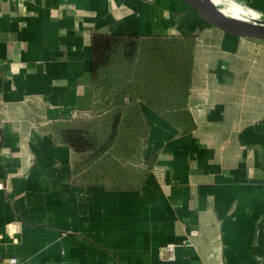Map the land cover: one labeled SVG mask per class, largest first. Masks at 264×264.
Wrapping results in <instances>:
<instances>
[{
	"label": "crops",
	"instance_id": "crops-1",
	"mask_svg": "<svg viewBox=\"0 0 264 264\" xmlns=\"http://www.w3.org/2000/svg\"><path fill=\"white\" fill-rule=\"evenodd\" d=\"M233 1L264 18V0ZM111 34L197 41L195 128L181 135L145 110V176L132 188L72 176L53 131L93 111L91 38ZM249 56L264 41L224 34L180 0H0V262L261 264L264 113L240 103Z\"/></svg>",
	"mask_w": 264,
	"mask_h": 264
},
{
	"label": "trees",
	"instance_id": "trees-1",
	"mask_svg": "<svg viewBox=\"0 0 264 264\" xmlns=\"http://www.w3.org/2000/svg\"><path fill=\"white\" fill-rule=\"evenodd\" d=\"M196 46L193 35L91 38L93 111L53 127L57 142L72 151V176L110 189L137 186L145 176L139 165L150 133L145 110L181 135L194 130Z\"/></svg>",
	"mask_w": 264,
	"mask_h": 264
},
{
	"label": "water",
	"instance_id": "water-1",
	"mask_svg": "<svg viewBox=\"0 0 264 264\" xmlns=\"http://www.w3.org/2000/svg\"><path fill=\"white\" fill-rule=\"evenodd\" d=\"M194 10L200 18L220 32L239 38L264 41V28L230 21L218 15L206 4L208 0H180ZM264 264V258L261 262Z\"/></svg>",
	"mask_w": 264,
	"mask_h": 264
},
{
	"label": "rangeland",
	"instance_id": "rangeland-1",
	"mask_svg": "<svg viewBox=\"0 0 264 264\" xmlns=\"http://www.w3.org/2000/svg\"><path fill=\"white\" fill-rule=\"evenodd\" d=\"M223 7L224 6H221L220 8H223ZM248 8H250L252 10H255L257 12V14H259V11H258L257 8H255V6L254 7L248 6ZM252 10H250V12H252ZM261 20L264 22V18L263 17H261ZM252 48L253 47H251V46L248 47L249 50L252 49ZM260 61H261L260 66H262L264 68V56L259 58V59H257V60H255V58L251 57V56L245 57L242 60V64H241L243 68L244 67L245 68L248 67L246 70L245 69L243 70L244 71L243 73H241V72L239 73L240 78H242V80L244 81V86H245V89H246L244 91L245 95L240 98V101H241L240 103L242 104V108H246V110L248 111L247 114H249V112L251 110H253L255 112L262 111L264 113V97H263L264 95L263 94H262V96L259 95V97L257 96L258 97L257 101L254 100L256 98L257 94L255 92L256 91L255 88H252V82L253 81H258L259 80L258 78H261L259 76H262V79L264 80V74L263 73L253 72L252 69H251V71L249 70V68L251 66H253L255 63H259ZM254 96H255V98H254Z\"/></svg>",
	"mask_w": 264,
	"mask_h": 264
},
{
	"label": "bare ground",
	"instance_id": "bare-ground-1",
	"mask_svg": "<svg viewBox=\"0 0 264 264\" xmlns=\"http://www.w3.org/2000/svg\"><path fill=\"white\" fill-rule=\"evenodd\" d=\"M206 5L214 9L224 19L264 28V22L261 20L260 13L257 14L255 10L243 4H238L233 0H208ZM221 6L224 7L220 8Z\"/></svg>",
	"mask_w": 264,
	"mask_h": 264
},
{
	"label": "built area",
	"instance_id": "built-area-1",
	"mask_svg": "<svg viewBox=\"0 0 264 264\" xmlns=\"http://www.w3.org/2000/svg\"><path fill=\"white\" fill-rule=\"evenodd\" d=\"M3 188H4V185L0 183V190H3ZM190 234L193 236L195 235V232H191ZM165 250L167 254V260L170 262H173L174 261V256H173L174 245L173 244L167 245ZM0 264H18V263L15 260H8V261L0 262Z\"/></svg>",
	"mask_w": 264,
	"mask_h": 264
}]
</instances>
